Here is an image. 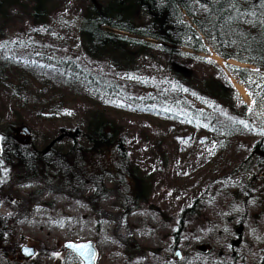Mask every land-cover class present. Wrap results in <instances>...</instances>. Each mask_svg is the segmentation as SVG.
<instances>
[{"label": "rangeland", "instance_id": "rangeland-1", "mask_svg": "<svg viewBox=\"0 0 264 264\" xmlns=\"http://www.w3.org/2000/svg\"><path fill=\"white\" fill-rule=\"evenodd\" d=\"M93 2L106 7L115 24L146 22L127 0H0V56L10 62V69L0 67V140L9 132L39 151L67 153L72 141L65 131H78L80 143L88 147L86 137L105 118L117 126L140 179L139 208L124 214L125 187L113 173L112 153L89 154L85 164L92 172L105 171L102 196L93 184L67 187L54 172L28 176L0 162V220L13 224L12 238L7 231L0 239V264H82L65 245L88 242L97 249L96 264H112L125 260L130 238L145 252L137 255L141 264L163 258L205 264L201 252L216 257L235 247L253 264L264 248V179L254 151L264 130V70L226 61L206 43L201 53L184 48L192 78L182 81L163 60L157 42L109 26L104 33L124 40L94 49L84 33ZM40 58L78 60L124 94H117L114 108L88 93L40 110L34 84L26 90L11 80L15 65L38 64ZM207 85L231 96L244 125L258 131L224 154L212 135L199 132L203 121L197 113L226 108L218 95L203 92ZM150 97L160 100L158 111L174 119L138 110L149 108L143 103ZM23 247H32L34 256L25 258Z\"/></svg>", "mask_w": 264, "mask_h": 264}, {"label": "trees", "instance_id": "trees-1", "mask_svg": "<svg viewBox=\"0 0 264 264\" xmlns=\"http://www.w3.org/2000/svg\"><path fill=\"white\" fill-rule=\"evenodd\" d=\"M127 1L134 3L145 15L146 22L140 27L129 26L128 23L115 24L111 21L110 12L106 7H99L93 2L91 14L87 17L84 26V33L91 47L106 48L124 40L104 33L103 28L109 26L157 42L163 60L174 73L173 75L182 81L188 82L192 78V68L186 64L187 53L184 48L201 53L207 50L206 43H209L217 55L226 61L236 60L264 70V0ZM8 61L6 56L1 55L0 67L10 69ZM39 61V65H15L16 69H12L15 75L11 80L23 84L26 90L32 89L31 84H34L40 100V110L61 107L69 99L86 97L88 93L91 96L102 97L105 108H114L117 106L116 100L120 98L117 94H124L113 82L99 78L95 72L78 60L58 58L46 61L40 58ZM231 72L237 75L244 74V70L239 69H231ZM206 91L218 95L226 104V108L215 109L211 114L197 113L203 121L199 132L212 135L219 143L218 151L224 154L241 139L258 134L257 130L244 125L239 107L231 96H226L221 91L213 92L210 85L203 89V92ZM159 101L154 100L153 97L144 99L143 104L151 109L139 106L138 110L165 119L164 121L169 118L174 119L158 111ZM241 109L244 113L246 107L242 106ZM262 133L263 137L255 144L254 151L258 153L256 166L259 177L264 179V130ZM64 134L72 141L70 151L66 153L56 149L51 153L45 149L39 151L33 144L19 142L11 133L5 132L0 140V162L28 176L44 177L54 172L55 179L67 187L90 183L96 187V194L99 191V195L102 196L105 193V171L92 172L85 164L89 154L112 153L113 173L118 177L119 184L125 187L122 190L125 202L124 214L127 217L133 214L139 208L142 195L139 191L140 179L137 172L132 169L124 139L118 138L117 126L101 118L86 137L88 147L80 143L78 131L68 130ZM130 181L132 185L127 183ZM11 228L13 224L10 221L0 220V239L5 238L7 231L9 233L7 237L12 238ZM130 240L124 245L125 260L113 261L112 264H141L137 257L145 252L136 241L132 238ZM226 251L227 255H235L239 258L217 259L211 252L201 253L207 256L205 264H245L236 247L222 250L225 255ZM160 260L156 264H175L168 259ZM179 264L191 263L181 261Z\"/></svg>", "mask_w": 264, "mask_h": 264}, {"label": "water", "instance_id": "water-1", "mask_svg": "<svg viewBox=\"0 0 264 264\" xmlns=\"http://www.w3.org/2000/svg\"><path fill=\"white\" fill-rule=\"evenodd\" d=\"M65 248L78 256L82 261V264H96L98 252L92 242L80 244L68 243L65 245ZM81 248H83V251H81ZM34 254L35 250L32 247L22 248V255L25 258H31L34 256Z\"/></svg>", "mask_w": 264, "mask_h": 264}, {"label": "flooded vegetation", "instance_id": "flooded-vegetation-1", "mask_svg": "<svg viewBox=\"0 0 264 264\" xmlns=\"http://www.w3.org/2000/svg\"><path fill=\"white\" fill-rule=\"evenodd\" d=\"M207 252V251H206ZM226 255L222 252V250L219 252V254L216 256L217 259H232V258H239V256H235V255H227L228 252L226 251L225 252ZM178 255V258L180 259L181 258V255L177 254ZM248 255L244 254L242 255V259L243 261L245 262V264H249V258L247 257ZM253 264H264V248L263 250L261 251V254H260V258H258L256 260V262H254Z\"/></svg>", "mask_w": 264, "mask_h": 264}, {"label": "bare ground", "instance_id": "bare-ground-1", "mask_svg": "<svg viewBox=\"0 0 264 264\" xmlns=\"http://www.w3.org/2000/svg\"><path fill=\"white\" fill-rule=\"evenodd\" d=\"M240 91H241V93L243 94V95H245V93H244V91H243V89L240 87Z\"/></svg>", "mask_w": 264, "mask_h": 264}, {"label": "snow or ice", "instance_id": "snow-or-ice-1", "mask_svg": "<svg viewBox=\"0 0 264 264\" xmlns=\"http://www.w3.org/2000/svg\"><path fill=\"white\" fill-rule=\"evenodd\" d=\"M241 123H243V121H241ZM81 251H83V248H81Z\"/></svg>", "mask_w": 264, "mask_h": 264}]
</instances>
